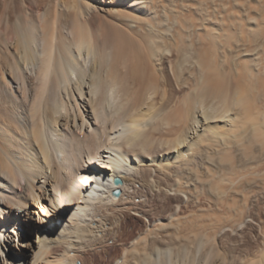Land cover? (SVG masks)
Wrapping results in <instances>:
<instances>
[{
  "label": "bare ground",
  "instance_id": "obj_1",
  "mask_svg": "<svg viewBox=\"0 0 264 264\" xmlns=\"http://www.w3.org/2000/svg\"><path fill=\"white\" fill-rule=\"evenodd\" d=\"M263 45L264 0H0V264H264Z\"/></svg>",
  "mask_w": 264,
  "mask_h": 264
},
{
  "label": "rangeland",
  "instance_id": "obj_2",
  "mask_svg": "<svg viewBox=\"0 0 264 264\" xmlns=\"http://www.w3.org/2000/svg\"><path fill=\"white\" fill-rule=\"evenodd\" d=\"M206 4L208 5L209 2ZM209 6V5H208ZM262 49H264V45L262 46ZM191 84V83H190ZM191 176V175H190ZM191 178V177H190ZM192 181L194 180V177L191 178ZM136 202H138V200H136ZM142 222L143 221H132V220H126L124 228L127 230V233L121 237H119L118 239L115 238L113 240H109V242H107L105 244V248H107L106 250H108L106 253L104 254L103 252V248H99L96 252L99 255H102L101 257L103 258V261H99V258L95 257L94 258V264H109L111 263L116 257H118L120 255V253L122 252V249L124 248V246L126 244H128L131 240H133L134 236L136 235L135 233H137V230L140 229L142 227ZM129 226V227H128ZM132 226V227H131ZM140 226V227H139ZM22 234L24 236H27L29 239L32 238L33 235V230L32 228H27V230L22 231ZM130 234V235H129ZM133 234V235H132ZM125 238V240H123ZM117 239V240H116ZM128 240V241H127ZM124 241V242H123ZM118 242V243H117ZM122 243V245H121ZM125 243V244H123ZM107 246V247H106ZM117 248V249H116ZM89 257V256H87ZM94 257V256H93ZM111 258V259H110ZM27 261L29 262V256H26ZM109 261V263H108Z\"/></svg>",
  "mask_w": 264,
  "mask_h": 264
},
{
  "label": "water",
  "instance_id": "obj_3",
  "mask_svg": "<svg viewBox=\"0 0 264 264\" xmlns=\"http://www.w3.org/2000/svg\"><path fill=\"white\" fill-rule=\"evenodd\" d=\"M121 184V180L119 179V178H115L114 180H113V185L114 186H118V185H120ZM112 195L114 196V197H118V195H119V191L118 190H114L113 192H112Z\"/></svg>",
  "mask_w": 264,
  "mask_h": 264
}]
</instances>
